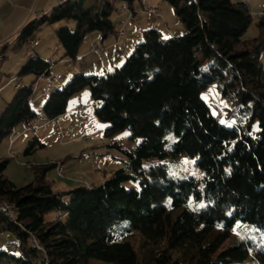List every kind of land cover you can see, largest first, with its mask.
Here are the masks:
<instances>
[{"label": "trees", "instance_id": "16d2710c", "mask_svg": "<svg viewBox=\"0 0 264 264\" xmlns=\"http://www.w3.org/2000/svg\"><path fill=\"white\" fill-rule=\"evenodd\" d=\"M114 1L62 0L20 29L16 46L39 38L42 24L73 19L75 30L60 28L56 35L65 56L76 59L87 33L114 30ZM123 1L132 6L136 0ZM167 1L185 34L165 39L156 28L145 30L122 66L74 75L43 106L49 120L57 119L69 99L89 87L97 117L110 124L105 136L131 132L134 147L115 142L127 156L126 168L103 184L55 192L46 176L53 165L18 187L5 174L9 159L0 158V234L12 230L21 238L20 255L0 249V264H264V248L253 240L257 235L264 244V15L253 18L246 2ZM254 19L258 34L244 38ZM6 48L0 47L4 60ZM201 56L211 60L206 67ZM51 65L31 55L20 75L34 74L38 81ZM215 82L228 104L227 118L235 120L229 126L202 97ZM33 94V84L18 83L0 115V142L38 117ZM37 143L44 146L35 137L25 153ZM153 157L158 164L144 167ZM181 157L193 159L200 174L170 177L168 162ZM137 180L141 189L124 185ZM51 211L58 216L47 220ZM134 233L145 246L160 245L146 262L130 239Z\"/></svg>", "mask_w": 264, "mask_h": 264}, {"label": "rangeland", "instance_id": "374dc122", "mask_svg": "<svg viewBox=\"0 0 264 264\" xmlns=\"http://www.w3.org/2000/svg\"><path fill=\"white\" fill-rule=\"evenodd\" d=\"M45 1L49 2L50 0H40V5ZM53 1L57 4L53 5L51 10L59 5L62 0ZM151 1L152 3L146 0H136L131 6L126 1L115 0L109 16L114 25V30L106 35L101 30L87 33L79 47L76 59H72L65 56V50L59 43L56 31L60 28L75 30L77 27L75 20L63 19L42 24L36 31L37 37L42 41L39 45L33 49L29 47V43L27 45V42L21 46H16L13 40L19 33L20 28L22 29L26 24L38 19L36 11H38L39 0H30L28 3H26V0L14 2L0 0V13L3 16H9L4 19V26L0 28V36H5L3 42H10L4 52L6 58L0 67L2 73V81H0L2 88L0 91V115L13 99L18 83L22 86L34 85L31 106L38 113V117L29 125L22 122L15 127L16 133L11 148L19 155L11 156L9 137L0 142V158L9 159L5 174L18 187L33 181L43 168L50 165H53V167L47 169L46 176L52 183L55 192H65L88 184H103L116 170L127 167V156L120 148L115 146V142L123 143L128 149L134 147L136 143L130 139L131 132L125 130L113 137L105 136V130L110 124L97 117L95 109L98 104L93 99L89 87L74 94L69 99L66 113L54 120H49L43 112V106L48 97L42 96L41 93L47 90L50 95L54 90L63 88L76 74L103 75L105 72L104 66L106 68H110L111 64L118 67L122 66L126 58L132 54L135 44L144 41V31L147 29H158L165 39L185 34L186 28L176 14L175 8L167 0ZM231 1L234 3L246 2L252 17L256 20L264 15V0ZM91 3H94V0ZM124 5L128 8L124 9ZM149 7H154L157 11L151 12ZM51 10L49 9L45 13L50 14ZM260 13L263 14L258 16ZM31 17H34V19L29 21ZM255 19L244 38L258 34ZM24 22L25 24L22 26ZM120 31H125L126 36H120ZM117 43L118 46H116ZM126 43L130 46L128 51L125 49ZM93 44L100 47L97 50H92ZM106 44L112 45L109 51L106 50L108 48ZM102 49L105 51L100 52ZM38 52L45 54L42 58L52 64L50 74L46 75L40 82L37 81L34 74L20 75L22 67L30 56H36ZM200 59L203 67L211 62L210 59H204L202 56ZM262 62L264 64V53ZM58 74L60 78L54 80L52 77ZM202 97L211 105L213 114L223 124L229 126L235 121L226 116L228 104L221 97L218 82L211 84L202 93ZM212 100L215 101V104L212 103ZM81 104L85 106V109L77 110L76 108ZM236 110L237 107L232 108L233 112H236ZM57 122L60 123L61 130L56 129ZM257 125L258 122L256 123L258 128ZM35 137L44 146L37 143V147L33 152L26 154V149ZM158 162L159 160L156 157L145 159L143 166L149 168L158 164ZM62 163L66 168L64 174L58 172V168L62 166ZM167 170L170 177L179 179L196 177L200 174L199 169L194 165V160L186 157L170 160L167 164ZM124 185L127 188L141 189L139 180L127 181ZM63 198L66 201L70 200V196L67 195ZM57 216V211H51L47 213L46 219H54ZM130 239L135 249L140 253L142 262L147 261V255L150 251L160 248V245L145 246L144 238L139 233L132 234ZM253 240L257 246H263L264 248V244H261L257 235L253 236ZM20 243L21 238L15 231L7 230L0 234V249L10 254L20 255ZM13 245H16L17 248ZM36 247L39 246L36 244ZM89 264L114 263L91 259Z\"/></svg>", "mask_w": 264, "mask_h": 264}, {"label": "crops", "instance_id": "0c3cea01", "mask_svg": "<svg viewBox=\"0 0 264 264\" xmlns=\"http://www.w3.org/2000/svg\"><path fill=\"white\" fill-rule=\"evenodd\" d=\"M10 2H14V1H17V0H9ZM30 0H26V3H28ZM92 1V0H91ZM146 1H148V2H150V3H152V1L151 0H146ZM55 4H57L56 2L54 3V1L53 0H50L49 2H42V4L40 5V0H39V2H38V11H36V13H37V15H38V18L39 17H41L43 14H46L45 12H47V10H51V7L53 6V5H55ZM88 4H91V2L90 3H88ZM37 7V6H36ZM6 17H9V16H7V15H5V16H3L1 13H0V28L1 27H3L4 26V19L6 18ZM32 19H34V17H31L30 19H29V21H31ZM25 24V22L22 24V26ZM21 29V28H20ZM126 36V33H125V35L123 36V37H125ZM4 38H5V36L4 37H2V36H0V47H7V46H9L10 45V42L9 41H5V42H3L4 41ZM138 39V38H137ZM3 42V43H2ZM42 42V41H41ZM40 42V43H41ZM2 43V44H1ZM13 43H15V45H17V43H18V39H17V36L15 37V39L13 40ZM39 43V44H40ZM139 42H137L135 45H137ZM38 44V45H39ZM94 45V44H93ZM97 45V44H96ZM37 46V45H36ZM116 46H118V43L116 44ZM92 47V46H91ZM100 46H98V48H99ZM106 47H108V48H106V50L107 51H109L111 48H112V45H110V44H106ZM33 49V48H32ZM125 49H126V51H128V49H130V46L128 45V43H126V45H125ZM5 51V50H4ZM103 51H105L104 49H102V51H100V52H103ZM86 53V52H85ZM85 53H83V54H85ZM44 55L45 54H42V53H37L36 54V56H39V57H44ZM117 64V63H116ZM116 67H118V66H115V64H111V67L110 68H106L105 66H104V71H109V70H113L114 68H116ZM1 69V68H0ZM96 69V68H95ZM59 75V74H58ZM1 77H2V73L0 72V81H2L1 80ZM58 80V79H57ZM2 83V82H1ZM18 87V84L16 85V88ZM43 92H45V91H43ZM42 92V93H43ZM46 92H47V97H48V91L46 90ZM42 93H41V95H42ZM45 96V97H46ZM82 105V104H81ZM80 105V106H81ZM80 106H78L76 109L78 110V108L80 107ZM61 126V125H60ZM15 131V130H14ZM11 136V135H10ZM10 136H9V138H10ZM121 145L123 146V147H125L124 145H123V143H121ZM126 148V147H125ZM66 169V168H65ZM89 185V184H88ZM90 186H95V185H92V184H90Z\"/></svg>", "mask_w": 264, "mask_h": 264}, {"label": "built area", "instance_id": "2783aa9c", "mask_svg": "<svg viewBox=\"0 0 264 264\" xmlns=\"http://www.w3.org/2000/svg\"><path fill=\"white\" fill-rule=\"evenodd\" d=\"M123 8H124V9H127V6L124 5ZM149 10H150L151 12H156V11H157V9L154 8V7H151V8L149 7ZM119 34H120V36H123V35H125V31H120ZM30 40H31V49L34 48L36 45H38V44L41 42V39H40V38L38 39V38H36V37H34V38L30 39ZM97 49H98V45L94 44L92 50H97ZM3 61H4V58H3V59H0V62H3ZM43 78H44V75H41V76L39 77V79H38V82H40ZM52 78H53L54 80H55V79H58V78H60V75L53 76ZM45 95H46V91H45V94L42 95V96L45 97ZM84 109H85V106H84V105H81V106L78 108V110H84ZM56 129L61 130V126H60V123H59V122H57ZM15 133H16L15 131L12 132V134H11V138H10V139H14V135H15ZM86 137H89V136H86ZM14 151H15V150H14ZM29 166H30V162H29ZM29 166H26V167H29ZM64 169H65V166H64V164L62 163V169H58V172L64 174ZM9 211H10V210H9ZM10 213H11V211H10ZM11 214H12V213H11Z\"/></svg>", "mask_w": 264, "mask_h": 264}, {"label": "bare ground", "instance_id": "6f19581e", "mask_svg": "<svg viewBox=\"0 0 264 264\" xmlns=\"http://www.w3.org/2000/svg\"><path fill=\"white\" fill-rule=\"evenodd\" d=\"M260 14H263V13H260ZM29 47L31 48V41L29 42ZM0 59H3V56L2 55H0ZM1 64H2V62H0V67H1ZM2 90V88H1V86H0V91ZM45 94V92L42 94V95H44ZM46 95H47V92H46ZM45 95V96H46ZM11 138V137H10ZM13 143H14V139H10V147H9V150H10V154H11V156L13 157V156H17V155H19L17 152H15L11 147H12V145H13ZM59 166H60V164H59ZM58 169H62V166L61 167H59ZM61 174V173H60Z\"/></svg>", "mask_w": 264, "mask_h": 264}, {"label": "water", "instance_id": "95a60500", "mask_svg": "<svg viewBox=\"0 0 264 264\" xmlns=\"http://www.w3.org/2000/svg\"><path fill=\"white\" fill-rule=\"evenodd\" d=\"M32 243H33V245H34V246H36V242H35L34 240H33V242H32Z\"/></svg>", "mask_w": 264, "mask_h": 264}, {"label": "snow or ice", "instance_id": "6c2138e0", "mask_svg": "<svg viewBox=\"0 0 264 264\" xmlns=\"http://www.w3.org/2000/svg\"><path fill=\"white\" fill-rule=\"evenodd\" d=\"M201 207H203V205H201Z\"/></svg>", "mask_w": 264, "mask_h": 264}]
</instances>
